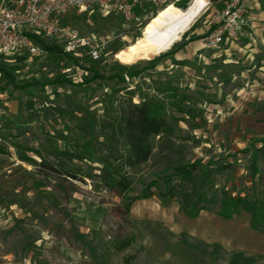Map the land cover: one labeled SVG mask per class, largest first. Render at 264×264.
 I'll return each mask as SVG.
<instances>
[{
	"label": "rangeland",
	"instance_id": "rangeland-1",
	"mask_svg": "<svg viewBox=\"0 0 264 264\" xmlns=\"http://www.w3.org/2000/svg\"><path fill=\"white\" fill-rule=\"evenodd\" d=\"M193 1L168 4L185 10ZM203 1L202 10L168 49L151 52L146 42L139 43L157 12L135 25L119 14L73 9L62 23L90 37L99 46L98 59L85 49L67 53L63 39L35 34L40 52L0 53V121H11V129L0 130V264H264V232L251 227L248 212L225 219L216 210H203L190 218L176 199L152 196L133 202L129 213L121 214L120 198L95 189L90 180L32 175V163L20 158L24 154L38 161L26 149L46 145L49 134L65 123L72 125L68 119L58 117L54 124L42 117L40 122L23 124L21 131L26 132L19 134V104L29 99L28 92L36 94V101L53 99L52 81L64 75L70 83L58 91H76L77 100L101 115L102 96L110 93L107 85L133 89L145 79L149 85L150 75L177 89L166 106L173 135L151 138L154 157L134 175L129 194L135 195L168 166L201 160L232 163L233 170H226L219 181L233 196L254 194V182L255 194L264 200V47L257 46L253 53L239 50L237 45L246 40L241 27L218 47L200 48V38L216 27L214 17L227 0ZM189 43L191 48L184 50ZM43 46L56 52H46ZM91 61L105 77L119 73L124 82L87 81L92 77ZM131 67L149 69L131 79L127 76ZM141 99L134 95L132 100ZM186 106L193 109V116L180 110Z\"/></svg>",
	"mask_w": 264,
	"mask_h": 264
},
{
	"label": "trees",
	"instance_id": "trees-1",
	"mask_svg": "<svg viewBox=\"0 0 264 264\" xmlns=\"http://www.w3.org/2000/svg\"><path fill=\"white\" fill-rule=\"evenodd\" d=\"M30 37L38 43L33 35ZM43 47L46 52H56L55 48ZM91 62L92 77L87 81L116 78L115 84L124 82L125 79L119 73L105 77L96 69L98 63ZM148 69L131 67L127 76L132 79ZM146 75L144 77L148 76L149 85L146 79L137 82L133 89L107 85L110 93L102 96L104 109L101 115L77 100L76 91L64 94L58 91L57 87L70 83L64 75H58L52 81L55 85L53 99L45 97L44 100L36 101V94L28 92L29 99L24 105L19 104L21 116L16 121L19 134L26 132L21 131L23 124L39 121L42 117L54 124L58 123V117L72 122V125L65 123L63 129H56L53 134H49L46 145L26 149L34 152L38 161L20 155L22 160L32 163L30 174L53 177L57 181L83 182L88 179L95 189H103L120 198L121 214H128L131 205L137 200L158 196L160 200L176 199L180 210L190 218H195L203 210H216L225 219L241 211L248 212L251 227L264 232V200L255 194V183L252 181L254 194L233 196L226 184L219 181L226 170H233V164L229 162L210 161L204 164L201 160H195L177 163L153 174L152 179L135 195L129 194L134 190V175L154 157L151 138L159 134L173 135L166 106L168 98L177 89L166 81ZM146 88L152 93L144 96L142 92ZM123 91L125 95H120ZM134 95H142L141 101L133 102ZM180 110L194 115L190 107H180ZM21 117H25L24 122ZM10 124L11 121L2 124L0 121V130L11 129ZM251 173L254 180L257 174L255 162L251 164Z\"/></svg>",
	"mask_w": 264,
	"mask_h": 264
},
{
	"label": "built area",
	"instance_id": "built-area-1",
	"mask_svg": "<svg viewBox=\"0 0 264 264\" xmlns=\"http://www.w3.org/2000/svg\"><path fill=\"white\" fill-rule=\"evenodd\" d=\"M170 0H2L0 7V53L11 55L20 50L35 54L41 50L30 35L63 39L64 51L77 53L85 49L92 59L99 58V46L76 29L62 23L73 9H98L119 14L126 22L141 25L154 11ZM260 0H227L214 17L216 27L201 38L205 48H216L234 38L251 9Z\"/></svg>",
	"mask_w": 264,
	"mask_h": 264
},
{
	"label": "bare ground",
	"instance_id": "bare-ground-1",
	"mask_svg": "<svg viewBox=\"0 0 264 264\" xmlns=\"http://www.w3.org/2000/svg\"><path fill=\"white\" fill-rule=\"evenodd\" d=\"M204 5L203 0H194L185 10H180L171 3L165 5L154 15L139 38V43L143 45L146 42L151 52L160 48L168 49L180 39Z\"/></svg>",
	"mask_w": 264,
	"mask_h": 264
},
{
	"label": "crops",
	"instance_id": "crops-1",
	"mask_svg": "<svg viewBox=\"0 0 264 264\" xmlns=\"http://www.w3.org/2000/svg\"><path fill=\"white\" fill-rule=\"evenodd\" d=\"M241 34H245L246 40L242 46L237 45L239 50L245 48L246 51L248 50L250 53H253L256 51L254 49L257 46L264 47V0H260L248 13L246 21L242 25ZM201 38L199 40L200 48L204 47ZM190 48L191 44L189 43L184 50L187 51Z\"/></svg>",
	"mask_w": 264,
	"mask_h": 264
}]
</instances>
